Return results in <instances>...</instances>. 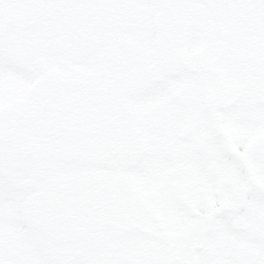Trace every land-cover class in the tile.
I'll use <instances>...</instances> for the list:
<instances>
[{
  "label": "snow or ice",
  "instance_id": "6c2138e0",
  "mask_svg": "<svg viewBox=\"0 0 264 264\" xmlns=\"http://www.w3.org/2000/svg\"><path fill=\"white\" fill-rule=\"evenodd\" d=\"M17 7L40 13L47 22L32 34L13 39L7 22L0 18V264H183L165 250H138L129 243L140 222L151 219L161 204L174 202L176 192L168 182L149 183L143 198L115 206L112 237L121 246L110 254L61 252L47 244L36 245L38 237L52 239L50 228L13 243L9 232L13 218L19 223L26 215L40 214L28 187L32 178L39 170L53 167L49 152L64 149L25 126L20 129V144L35 149L36 162L31 169L10 163L5 131L12 125L3 103L8 84L20 79L33 95L60 91L75 63H88L104 77L99 107L110 114L113 124L98 121L92 138L97 145L116 138L138 167L154 159L142 141L147 126L138 119L137 108L143 102L167 98L170 111L180 119L211 105L226 110L231 121L250 122L244 134L215 150L217 157L230 153L233 164L229 173L215 172L206 186L196 228L207 237L200 264H264V0H22ZM97 9L113 16L112 28L91 26L83 30L90 35L77 38L73 16ZM130 9L164 16L188 13L190 23L186 29L166 24L161 40L153 33L150 18L129 24L123 14ZM48 14H54L50 20ZM198 48L204 52L197 55ZM194 55L202 64L198 83H204L209 72L222 69L207 81L220 93L218 99L208 87L191 102L176 96L177 88L190 78L185 58ZM87 114L77 110L64 118L77 126ZM87 155L94 168L117 170L100 147ZM211 158L212 153H201V175L206 174ZM94 199L93 193L77 201L54 200L47 207H73L87 214L86 205Z\"/></svg>",
  "mask_w": 264,
  "mask_h": 264
},
{
  "label": "flooded vegetation",
  "instance_id": "af4514ba",
  "mask_svg": "<svg viewBox=\"0 0 264 264\" xmlns=\"http://www.w3.org/2000/svg\"><path fill=\"white\" fill-rule=\"evenodd\" d=\"M21 2L22 0H0V18L7 22V31L13 39H15L18 34H32L39 30L41 24L47 22L42 14L31 10H22L17 7ZM142 14L143 10L130 9L123 15L127 18L128 23L132 24L136 21L144 20ZM53 15L54 14H48L49 20ZM189 23L188 19L181 16V12H171L167 14V16L157 14L155 23L152 27L157 34L156 38L162 40L166 35L164 31V26L166 24L179 25L186 29ZM199 54H202L201 51L197 52V55ZM197 60L199 59H197L196 56V61ZM85 79L86 76L79 70H72L65 75L62 88L58 91L62 98L66 96L67 100L72 103L73 112L83 110L88 113L86 118L78 123L75 133L70 138L71 142L75 143L83 157L82 163H85L84 159L88 158L87 154L89 151L95 150L100 146L94 141L91 133L94 129V125L98 121L101 122L99 116L102 109L99 107V101L102 99L105 90L104 82L93 84L87 81L86 84H83ZM200 79V75L197 77L193 75L192 80L189 81V84L191 83L189 85V90H181L179 94L176 93V96L182 101L191 102L195 98L196 93L208 87L207 81L213 78H211L210 75L205 76L203 77L205 82L198 83ZM19 81L22 80L12 79L10 81L11 84H8L7 96L9 99H12L14 96L13 93L17 92L14 90V86ZM208 90L213 97L219 98L220 93L215 89L208 87ZM164 100L165 99L155 100V105H160L159 103ZM143 103L138 106L137 112L142 107ZM37 107L38 104L35 96L28 90L27 101H25L21 109L16 110L11 106L6 108L7 118L12 125L10 128H15L20 131V129L25 126H31L33 132L44 139V132L40 127L42 119L38 118L36 114ZM226 107L227 105L225 109ZM160 109L163 110V108L160 107L154 110L156 113L155 118L161 119L164 115L169 114L164 112L161 116H157ZM107 114L110 122L109 124H104L111 126L113 120L110 114ZM227 117L226 110H221L211 105H204L200 111L190 115L189 123L191 120L194 121V123L189 126L187 122V124L181 127V130L187 128L200 129L203 127H205L204 130H206V128L214 129L215 138L213 139H216L215 142L210 138L207 142L200 144L193 143L191 139L192 151L199 158L203 152L212 153L213 156H215V150L221 146L219 142L217 143L216 135L220 137L223 135L225 136L223 130L227 124ZM181 134H183V132ZM156 136L158 135L156 134ZM157 139L158 138L151 137L147 139L144 135L142 136V141L145 146H147L145 142L148 140L151 143L155 142L154 146L162 147L160 150L163 154L159 155L161 158H163L164 154L169 155L172 152L171 150L177 147L175 141L165 140V143L163 141L160 143ZM47 143L53 144L54 142L49 141ZM225 153L226 152H221L220 156ZM136 166L137 165L134 167ZM134 167H126L125 169ZM208 169V174L205 177H202L201 173L193 167L187 168L185 172H179L177 177H174V179H183L187 177L193 181H190V185L188 186H174L176 192L174 202L171 205L161 204L156 208L153 217L151 219H145L143 224L140 225V232L138 233L144 234L146 238L148 237V242L144 249L155 248L165 251L168 250L170 255L182 257L185 264H200V261L203 259L202 254L205 250L207 237L197 230L196 223L197 217L201 214L204 204V194L207 191L206 186L212 182L213 175L218 170H223L225 173H229L231 170V168L220 164L218 161L210 162L208 164ZM41 172V177H38L37 173L35 174L28 186L29 188L35 185L36 180L46 179L48 171L42 169ZM171 173L176 172L167 171L164 172V175L168 179H173ZM96 179L102 180V178L98 177L92 170H88L85 174L77 178L81 189L85 191L92 190L95 194V199L90 201L89 205H86L87 214L78 211L76 208L67 206L49 210L47 207L48 204L55 200L53 188L51 186L47 198L38 207L40 214L32 217L34 227L40 231L35 224V221L37 219L39 221L40 219V221L43 222L44 228L53 230L55 236L57 235V237L69 241L76 246L79 244L76 248L68 252L106 255L119 249L121 242L117 239L107 245L104 243L105 233L114 230V193H110V191H112V189H110L108 191L110 194L106 195V189L100 188L96 183ZM151 179V184L154 186H158L161 182H168L160 180L159 177H151ZM174 181L178 182L177 180ZM168 183L173 185L171 182ZM145 194L146 191L144 195ZM193 199L196 200V205L193 204ZM164 221L168 223L167 226H165ZM26 227H28V225H26ZM13 242L14 244L16 243L14 240ZM131 242L132 241H129V243Z\"/></svg>",
  "mask_w": 264,
  "mask_h": 264
},
{
  "label": "rangeland",
  "instance_id": "374dc122",
  "mask_svg": "<svg viewBox=\"0 0 264 264\" xmlns=\"http://www.w3.org/2000/svg\"><path fill=\"white\" fill-rule=\"evenodd\" d=\"M156 15L157 14H154L148 10H143V14H142L143 19H148V18L151 19L152 26L155 23ZM181 16L187 19L188 13L181 12ZM153 33L156 37L157 34L154 28H153ZM199 51L203 53L204 49L198 48L197 52ZM184 62L190 78L183 85L177 88L176 91L177 94H179L181 90H189L190 88L189 85L191 84V83L189 84V81L192 80L193 75L197 77L201 73L202 64L200 60L196 61L195 55L186 57ZM72 70H79L82 74H84V76H86V79L88 80L89 83L100 84L104 82L103 74L94 72L88 63H75L71 66V71ZM215 72H222V69L219 68L215 69L214 72H209L206 76L210 75V77L213 78ZM9 84H11V82H9ZM14 90L17 92L13 93L14 95L13 98L9 99L7 96L3 103L6 106V108L8 106H11L16 110H19L23 107L25 101H27L28 90L24 88L23 81L17 82L14 86ZM144 103L137 112L138 119L147 126L143 130L144 131L143 135L147 139H149L150 137L158 138L157 140H159L160 143L162 141L165 143V140L175 141L177 147L171 150L172 152L169 155L164 154L163 158H161V156L159 155L163 154L160 150L162 147L154 146L155 142L151 143L148 140H146L145 142L147 145L145 146L146 149L154 155V159L147 166L145 167L136 166L134 168L125 169L122 171H115V172L107 168H100V167L91 169L92 172H94L98 177L105 180L106 183L108 181H111L116 183L121 188L124 186L129 187L132 190L133 195L137 199L143 198L144 193L146 191V186L152 181L151 177L152 178L159 177L160 180L162 181H168L173 183V186L190 185V181H193L192 179L187 177H184L183 179L180 178L174 179V177L176 178L179 172H185L187 168H192V167L195 168L200 173L199 171L200 158L192 151L191 139L193 143H200V144L207 142V140L210 138H212L213 142H215L216 140L213 139L215 138L214 136L215 132L213 128H206V130H204L205 127H203L200 129L187 128L181 130V127H183V125L187 124V122L189 123L190 115L184 119H180L174 116L172 111H170L171 105L167 98H165V100L159 103L160 105L157 106L155 105L156 103L155 100H149V102L147 101ZM159 107L163 108L164 111L160 109L157 116H161L164 112H167L169 114L164 115L163 117H161V119L155 118L156 113L154 110ZM192 123H194V121L191 120L189 126ZM249 127H250V122L247 121L246 119L231 121L227 117V124L225 126V129L223 130L225 136L223 135L220 137L219 135H216L217 143L219 142L221 145H223L225 141L227 140L230 141L234 137L244 134ZM182 132L183 134H181ZM156 134L158 136H156ZM185 149H188V151H185ZM223 155L221 156L219 155L218 157L213 156V158L207 161V165H206L207 172L206 174L202 175V177H205L208 174V170H209L208 164L210 162L218 161L220 162V164H223L226 167L229 168L232 167L233 161L231 158V154L226 152ZM166 170L171 172H176V173H171L173 179L172 178L168 179L165 177L164 172H167ZM174 180H177L178 182H175ZM51 186L52 184L51 181L49 180V172H48L46 179L36 180L35 185L29 188L32 199L36 204L37 208L47 198L48 191ZM193 204L196 205L195 199H193ZM32 217L33 215H26L19 223H17L16 219L13 218L9 226V232L12 241L13 240L15 242L21 241L25 235L39 232L33 225ZM143 221L136 226L134 235L130 239V241H132L130 244L138 250H143L148 242V237L146 238L144 234L138 233L140 232V225L143 224ZM167 224L168 223L165 222V226H167ZM26 225H28V227H26ZM112 232L113 231H110L109 233H105L104 243L106 245L115 241V239L112 237ZM35 243L36 245L47 244L48 246L55 248L56 250L61 252H68L69 250H72L79 245L77 244L76 246L69 241L57 237V235L55 236V234H53V237L50 241H45L43 240V238L38 237ZM119 246H121V244ZM166 252L168 253V250H166ZM173 257L183 261V264H185L182 257H177L176 255H173Z\"/></svg>",
  "mask_w": 264,
  "mask_h": 264
},
{
  "label": "clouds",
  "instance_id": "9594fccd",
  "mask_svg": "<svg viewBox=\"0 0 264 264\" xmlns=\"http://www.w3.org/2000/svg\"><path fill=\"white\" fill-rule=\"evenodd\" d=\"M40 110L43 112L50 101L56 102L58 105L67 103V97H61L59 92L52 89L47 95H34ZM55 111V110H53ZM71 112H60L59 115L47 116L42 118L40 127L44 132L45 142L52 141L53 145L58 143L63 151L54 150L48 153L49 158L53 161V167L47 168L49 172V180L51 181L54 199L67 201H77L83 199L87 195L93 194L92 190L85 191L81 189L77 178L81 176L84 170H91L95 166L91 163L90 158L86 163H82L83 157L70 138L76 131V125L72 124L64 117ZM51 121V124L48 122ZM9 130L5 131V147L8 148ZM22 140L21 135H18ZM21 147L28 149L27 144L21 143ZM75 253V252H74ZM7 255V250H6Z\"/></svg>",
  "mask_w": 264,
  "mask_h": 264
},
{
  "label": "water",
  "instance_id": "95a60500",
  "mask_svg": "<svg viewBox=\"0 0 264 264\" xmlns=\"http://www.w3.org/2000/svg\"><path fill=\"white\" fill-rule=\"evenodd\" d=\"M72 23L76 27L77 30V38H80L81 35H90L85 33L83 30L87 29L91 26L100 28L102 30L108 31L113 26L112 18L103 10H94V11H81L76 13L72 18ZM87 43V40H85ZM51 103V101L49 102ZM46 106L45 110L42 112L40 108L38 109V116L44 117L56 115L59 110L56 106L55 111ZM10 136L8 140V159L13 166L18 167H27L29 165H33L35 160L37 159V153L31 147L28 149H24L21 147L20 140L18 138L19 133L14 130H9ZM101 150L105 152V154L113 161V165L115 168L124 167L126 161H129L130 164H133V161L128 160L125 151L123 150V145L117 143L116 141H110L101 147ZM41 171V170H39Z\"/></svg>",
  "mask_w": 264,
  "mask_h": 264
},
{
  "label": "trees",
  "instance_id": "16d2710c",
  "mask_svg": "<svg viewBox=\"0 0 264 264\" xmlns=\"http://www.w3.org/2000/svg\"><path fill=\"white\" fill-rule=\"evenodd\" d=\"M117 192H118V191L115 190V193H117ZM116 196H118V195H116Z\"/></svg>",
  "mask_w": 264,
  "mask_h": 264
}]
</instances>
